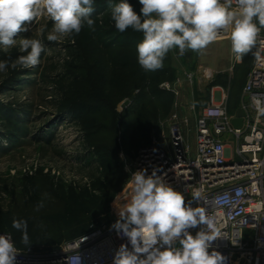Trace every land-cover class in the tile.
I'll use <instances>...</instances> for the list:
<instances>
[{
	"label": "rangeland",
	"instance_id": "obj_1",
	"mask_svg": "<svg viewBox=\"0 0 264 264\" xmlns=\"http://www.w3.org/2000/svg\"><path fill=\"white\" fill-rule=\"evenodd\" d=\"M109 2L120 0H93L94 31L85 24L78 35L48 41L54 22L42 15L16 37V45L0 46V61L26 54L19 48L21 38L40 39L45 49L37 66L0 72V212L29 217L40 232L49 233L53 241L42 246L43 251L73 239L71 229L49 220L64 211L60 197L72 187L82 192L100 179L114 193L111 204L82 217L90 230L119 219L118 207L131 195L129 181L139 151L155 141L170 144L162 132L167 134L173 124L179 97L164 84L183 78L180 96L186 108L193 102L196 108L207 104L214 86L224 87L229 103L237 107L258 54L254 45L229 73L220 72L214 80L207 79L205 67L229 69L230 39L209 44L201 59L198 52L179 55L176 48L165 56L167 74L153 78L137 61L142 33L131 28L119 32ZM128 2L141 14L136 10L139 0ZM78 105H83V114L75 109ZM185 135L194 149V121Z\"/></svg>",
	"mask_w": 264,
	"mask_h": 264
},
{
	"label": "clouds",
	"instance_id": "obj_2",
	"mask_svg": "<svg viewBox=\"0 0 264 264\" xmlns=\"http://www.w3.org/2000/svg\"><path fill=\"white\" fill-rule=\"evenodd\" d=\"M141 14L128 0L112 5L111 19L123 33L131 28L142 33L136 45L137 61L145 70L154 72L163 67L166 54L179 49L201 52L215 42L221 30H230L231 51L237 60L251 51L264 28V0H139ZM93 0H0V46L16 45V37L28 32L29 25L42 15L54 22L48 41L76 34L87 25L95 30ZM258 21V24L257 22ZM20 55L14 61H0V72L9 67H35L45 50L40 39L21 38ZM252 102L264 115V95H253ZM195 107V102H193ZM131 195L118 207L119 219L111 226L118 235L127 237L116 251L113 264H224L218 251H209L219 233L214 218L204 207L186 203L185 196L147 170L132 174ZM193 201L200 199L197 191ZM42 207V205H40ZM203 226V227H201ZM11 227L21 232V243L31 240L28 222L13 219ZM200 228L193 235L189 230ZM179 245V246H177ZM18 249L11 235H0V264H15ZM66 264H81L79 254L67 256Z\"/></svg>",
	"mask_w": 264,
	"mask_h": 264
},
{
	"label": "built area",
	"instance_id": "obj_3",
	"mask_svg": "<svg viewBox=\"0 0 264 264\" xmlns=\"http://www.w3.org/2000/svg\"><path fill=\"white\" fill-rule=\"evenodd\" d=\"M226 39H230V30H221L216 41ZM255 45L258 54L239 108L243 113L242 127H234L237 113L229 112L228 96L220 88V100L213 93L211 106L196 119L194 149L186 140L178 114H174L170 144L163 146L155 141L142 148L133 169V173L146 169L148 175L155 170L164 182L185 196L186 203L207 210L219 233L209 251L221 253L226 258L224 264H264V115L252 102L253 95H264V28ZM238 61L234 54L232 69ZM210 78L209 73L207 79ZM188 80L193 82V76L189 75ZM163 88L176 96L180 94L174 84L166 83ZM162 136L167 140L165 130ZM197 191L200 199L193 201ZM199 230L189 231L195 235ZM7 234L0 231V235ZM11 240L14 243L12 236ZM122 244L131 250L127 237L118 235L111 226L94 227L88 234L51 251L18 249L15 264H66L67 256L77 254L81 264H113Z\"/></svg>",
	"mask_w": 264,
	"mask_h": 264
},
{
	"label": "trees",
	"instance_id": "obj_4",
	"mask_svg": "<svg viewBox=\"0 0 264 264\" xmlns=\"http://www.w3.org/2000/svg\"><path fill=\"white\" fill-rule=\"evenodd\" d=\"M142 7V6H141ZM141 7H136V10H140ZM166 59V57L164 58ZM165 61H163V67L153 72L152 77H156V74H167L169 67H166ZM157 74V75H158ZM83 105L75 107L80 114H83ZM121 188H118L120 191ZM114 193H109L108 187L98 179L90 188L78 192L75 188H70L67 191H63L60 199L65 204V209L62 213L52 215L49 220L52 224L60 225L66 229L72 230L73 239L79 238L88 234L90 226L82 219L83 216H87L94 209H99L102 205H109L112 203ZM24 219L28 222V232L30 236V244L25 246L21 243V232L13 229L11 223L13 219ZM0 231L9 233L19 250L35 249L40 250L42 246L53 241V238L49 233H42L36 228L34 222L29 217H13L9 213L0 212ZM72 239V240H73Z\"/></svg>",
	"mask_w": 264,
	"mask_h": 264
},
{
	"label": "crops",
	"instance_id": "obj_5",
	"mask_svg": "<svg viewBox=\"0 0 264 264\" xmlns=\"http://www.w3.org/2000/svg\"><path fill=\"white\" fill-rule=\"evenodd\" d=\"M233 55H234V53L231 51V53H230V56L228 57V59H231V65H230V67H229V69H226V70H221V71H214V70H212V69H210V68H208V67H205V69L206 70H208V72L211 74V78H213L214 80H218L219 79V77H217V76H219L218 74H220V72L221 73H223V74H225L226 75V73L228 72H230L231 71V69H232V62H233ZM192 56V55H191ZM190 56V57H191ZM188 59H193V56H192V58H188ZM195 59V58H194ZM197 59H201V57H200V52H198V57H197ZM204 59H206V58H204ZM180 61V60H179ZM204 67V66H203ZM251 71V70H250ZM250 73V72H249ZM249 75V74H248ZM217 77V78H216ZM210 78V79H211ZM248 78V77H247ZM212 79V80H213ZM178 81H180V83L178 84ZM184 81H183V78L180 76L179 77V79L178 80H176V82L174 83V85H176V88H178V91H179V95H178V97H179V102H177V104L175 105L176 107H175V111H174V113H173V115L174 114H178V116H179V118H180V121H181V126H182V129H185L186 127H187V125L189 126L190 125V122H195V124H196V119H197V117H199L209 106H211V102H212V94L213 93H215V95H216V98H217V100H220V97H221V92H219L218 90L220 89V88H222V89H224V87H222V86H214L213 88H212V90H211V92H210V101L207 103V104H205L204 106H201V107H199V108H196V107H193V106H189V108H186V107H184L183 105H182V99H181V92H182V90H183V88H185L184 87V83H183ZM246 82H247V80H246ZM246 84V83H245ZM245 86V85H244ZM243 89H244V87H243ZM243 89H242V93H243ZM224 92H226V90L224 89ZM226 94H227V92H226ZM242 100V99H241ZM240 104H241V101H240V103H239V105L237 106V107H234L231 103H229V100H228V109H229V112L231 113V114H236V113H238V110H239V108H240ZM172 115V116H173ZM185 121H187L188 122V124L186 125L184 122ZM167 135H169V131L167 130Z\"/></svg>",
	"mask_w": 264,
	"mask_h": 264
},
{
	"label": "water",
	"instance_id": "obj_6",
	"mask_svg": "<svg viewBox=\"0 0 264 264\" xmlns=\"http://www.w3.org/2000/svg\"><path fill=\"white\" fill-rule=\"evenodd\" d=\"M237 116L238 118L233 120V125L235 128H241L243 124V120H242L243 113L241 110H238Z\"/></svg>",
	"mask_w": 264,
	"mask_h": 264
}]
</instances>
